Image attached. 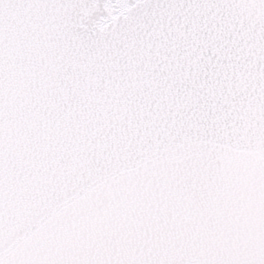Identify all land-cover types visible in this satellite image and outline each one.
Masks as SVG:
<instances>
[{"label": "snow or ice", "instance_id": "1", "mask_svg": "<svg viewBox=\"0 0 264 264\" xmlns=\"http://www.w3.org/2000/svg\"><path fill=\"white\" fill-rule=\"evenodd\" d=\"M0 264H264V0H0Z\"/></svg>", "mask_w": 264, "mask_h": 264}]
</instances>
